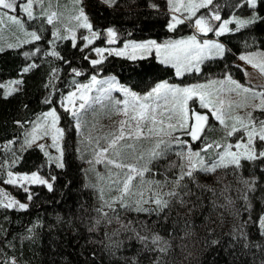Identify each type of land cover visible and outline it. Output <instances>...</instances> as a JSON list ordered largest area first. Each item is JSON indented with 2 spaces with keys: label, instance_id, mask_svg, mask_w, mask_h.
I'll return each mask as SVG.
<instances>
[{
  "label": "snow or ice",
  "instance_id": "obj_1",
  "mask_svg": "<svg viewBox=\"0 0 264 264\" xmlns=\"http://www.w3.org/2000/svg\"><path fill=\"white\" fill-rule=\"evenodd\" d=\"M37 4L40 6L39 13L36 11ZM118 4L119 0H95L91 6L103 17L106 11L115 14ZM89 7L85 0H73V9L67 22L56 26L54 21L60 22L63 14L51 10L50 3L45 7L44 0H0V24L10 21L23 34L16 43L9 44V48L41 41V32L45 29L43 26L39 30L29 28L23 18L25 14L28 20H34L37 16L46 17L47 23L53 25L52 39L47 40L51 47L32 46L23 52L26 59L19 68L21 75L4 83L3 96L8 97L17 91L15 86L24 82L23 74L37 67L41 52L49 61L55 58L63 65L64 68L60 70L70 73V90L57 93V86L52 83V79L55 77L59 80L60 77L57 75L58 69L52 68L49 87L53 91L45 98L52 106L35 121H16L17 124L31 123L32 126L25 131L19 149L12 150L11 156L0 163V169L5 170L3 178L8 183L25 189L28 202H22L6 189L0 188V207L28 209L34 198L42 194L26 187L33 185L46 188L51 194L58 192L63 199L73 191V181L68 179L60 183L59 178L70 168L74 153H80L83 159V153L91 148L95 163L103 160L106 166L114 167L109 168L107 177L97 173V181L84 185L98 187L101 201L98 208L92 209L97 213L96 216L87 218L81 211L80 220L89 225L90 231L98 229L105 221L110 224L113 219L120 221L125 229L127 225H132L127 230L133 231L136 239L143 243L144 249L155 256L150 264H169L166 257L174 252L176 241H179L182 249L187 250V241L190 239L193 244L200 240L214 253L210 264H219L221 249L228 257L223 264H255L256 253L251 252L252 248H256L264 257V193L260 196L259 210L255 209L253 197L249 193L264 187V86H251L250 83L245 84L234 78L232 65L235 60L229 57L238 56L264 75V0H225L224 5L216 0H166L165 3L147 0V7L155 10L153 14L165 16L167 29L175 30L186 23L190 34L168 37L163 41L152 37L128 38L123 39L119 45L117 41L121 39V31L117 25L106 21L100 25L95 24L94 12H90ZM222 7L227 9V15H222ZM233 23L234 27H230ZM81 29L85 30L82 37L79 35ZM240 30L247 34L243 41L245 47L250 46L249 40L251 46L259 43L262 47L256 51L237 53L220 39L226 33L239 35ZM209 33H214L215 38H209ZM98 38L103 43L93 44ZM58 41H68L71 47L65 44L60 49ZM112 54L130 60L138 69L137 75L144 76L156 69L154 65H146L145 60L154 59L163 65H171L176 77L185 76L186 73H202V65L216 58L229 63H221L220 71L215 75L209 73L211 78L204 81L184 84L160 79L149 90L141 92L134 90L128 83H121L113 74H102L105 71L103 62ZM76 61H87L91 67L85 68L83 64L76 66ZM244 71L248 74L246 68ZM85 72L91 73L89 78L78 82L77 76ZM116 89L123 93V99L115 94ZM53 93L59 95V107L70 117L64 126L60 124L62 117ZM233 93L238 99H231ZM249 107L252 110H248ZM237 108H244L245 111L240 113ZM255 109L261 110L259 118L254 114ZM100 112L121 114V118L114 122L117 127L111 131L97 132L93 137L91 129L95 128L96 120L90 123L88 114L96 118ZM211 117L223 129V136L217 139L205 135L206 131L215 130ZM86 128L89 132L84 136ZM238 129L246 139H235L239 135ZM74 135L84 138L74 140ZM49 137L50 143L46 139ZM41 140L43 142L37 143ZM144 141H148V144L145 145ZM191 141H203L202 148H194ZM12 143V139L5 142L6 153ZM29 149L39 150L42 156L37 155L30 170H13L14 165L22 164L23 154ZM173 152L177 159L170 160L165 166L163 179H149L147 173L160 171L159 168L151 167L153 161L158 163L160 158H166ZM89 163L91 165L93 161ZM220 168H231L234 174L244 169L251 172V175L242 178L244 204L237 209L232 200L228 201L236 222L226 234L227 240L223 235L218 236L215 228L207 225H204L205 234L201 237L194 221L189 226L191 218L185 219L182 236L177 235L174 226L167 236L161 235L160 231L141 235L139 226L131 220L125 225L118 214L119 209L133 208L138 213H147L149 216L154 214L156 220L153 223L161 224L162 221L171 220L174 209L177 219L181 215L180 208H187L189 213H194L197 207L203 208L204 205L198 204L201 198L199 195L195 200L191 199L196 195L193 188H208V185L201 184L200 174L215 173ZM170 170L173 171L170 173ZM105 180L110 190H116L115 195L105 194ZM77 207L83 209V205L77 204ZM56 216L57 220L65 219L59 213ZM74 219H67V223L72 225ZM42 224L43 220L37 217L26 229V236L22 235L20 239L34 238L36 229ZM257 233L261 238L259 241L251 238ZM102 234L108 238L104 249L109 255H118L121 243L111 240L107 232ZM7 243L14 247L11 241ZM250 252L252 261L245 258ZM79 255L84 256V264H96V252L87 247V241L81 245ZM131 261L140 264L138 256H133ZM3 264H19V261L15 256L5 255ZM172 264H175L174 259ZM259 264H264V258L260 259Z\"/></svg>",
  "mask_w": 264,
  "mask_h": 264
},
{
  "label": "trees",
  "instance_id": "obj_2",
  "mask_svg": "<svg viewBox=\"0 0 264 264\" xmlns=\"http://www.w3.org/2000/svg\"><path fill=\"white\" fill-rule=\"evenodd\" d=\"M90 2L89 11L94 12L93 22L100 25L102 21L111 22L121 31V42L123 39H146L148 37L155 38L162 41L168 37H178L180 35L189 34V26L185 23L182 26H178L177 29L169 31L166 28L167 20L163 14H153L155 10H151L147 7V0H119L117 10L115 14L106 11L103 17L99 12L91 6L95 0H88ZM157 2L165 3V0H157ZM221 5L225 4V0H216ZM227 9L222 7V15H227ZM39 21V20H38ZM41 25L43 23L40 21ZM39 23L34 21L28 22L29 28L40 29ZM106 26V24L104 25ZM46 27V26H45ZM233 27V26H232ZM41 41H34L30 44H25L19 48H6L0 50V161L2 162L8 156H11L12 150H18L24 132L30 123L17 124L16 121L31 122L36 115L46 111L52 105L49 100L45 98L52 93V88L49 87V75L52 68H57V75L60 77L57 80L55 77L52 79V83L56 84V92H66L69 87V71L60 70L64 66L52 58L45 57L41 52L37 59V67L32 69L29 73L23 74L24 82L19 84V88L16 92L11 93L8 97L3 96V83L10 79L18 78L21 73L19 68L25 61L23 56L24 51L30 50V47L48 48L47 40L51 38L50 32H42ZM247 34L244 30H240V34L226 33L223 34L220 39L222 42L227 43L229 49H234L237 53L244 52L246 50L257 49L262 47L259 43L255 46H251V40L248 41L249 47H245L243 41ZM259 35V32L257 33ZM103 43L102 41H96V44ZM65 44L71 47L68 41H64L58 45L60 49H63ZM237 56L230 55V60H235ZM31 62V59H28ZM104 63L105 71L103 75L113 74L121 83H128L136 91H147L153 84L160 79H167L170 82L177 83H192L195 81L203 80L210 77L209 73L213 75L220 71L221 63H229L222 58H216L211 62L206 61L202 65V73H187L185 76L177 78L174 75L172 67L163 65L159 61L154 59L145 60L144 63L156 66L155 71L150 72L147 76L143 74L137 75L138 69L135 68L130 60L123 57L108 55L107 60ZM83 64L85 68L91 67L87 61H76L75 65L80 66ZM233 75L236 78H240L239 69L232 65ZM91 75L90 72L81 73L77 76V81H85ZM56 100V106L61 113V126H64L70 117L65 115V112L58 106L59 95L53 93ZM27 106V107H25ZM203 111H207L201 109ZM213 126L216 127L217 122L210 118ZM216 131V128H214ZM209 137L212 139L215 137L213 132ZM15 137V139H13ZM12 139L13 143L9 151L5 152V142ZM73 139H76L74 135ZM194 143L193 147H197L198 142ZM37 155L42 156L39 150L33 151L29 149L23 154L22 164L14 165L13 170L24 171L30 170L33 163L36 162ZM175 157V158H174ZM176 154L169 153L166 158H160L159 162L153 161L151 167L159 168L160 171H150L147 177H155L157 179H163V171L165 166L170 160H175ZM173 170H170V173ZM227 177V182H222L220 175ZM251 175L248 169L238 171L234 174L231 168H220L215 173L205 172L200 174V181L202 185H208L207 189L193 188V192L196 194L191 197L195 200L199 195L201 198L198 204H203V208L197 207L194 213H189L187 208H180V217L177 219L176 210H173L172 218L168 222H161V224L153 223L156 220L155 215L149 216L147 213L136 212L133 208L119 209L118 214L121 220L127 225V221L131 220L135 225L139 226L138 230L141 235H150L152 231H160L161 235L167 236L170 234V229L174 226L177 230V235L182 236L184 230V221L186 218L189 220V226L194 221L196 231L202 237L205 234L204 225L213 227L216 229L218 236L223 235L225 240L228 239L227 233L230 231L231 226L236 222V218L233 215L232 208L228 206V201L232 200L234 207L239 209L243 204L242 198L243 185L242 178ZM71 179L73 181V191L61 198L57 192L55 194L48 193L46 188L40 186H31V188L38 193H42L40 196L34 198L28 209L6 208L0 207V264H3L5 255L12 257L15 256L19 261V264H84V256L79 255L81 245L87 241V247L90 250H95L97 260L96 264H135L131 261L133 256H138L140 264H150V261L155 258L154 254L144 249L143 243L138 241L131 229L132 225H127V229L121 226L120 221L115 219L109 224L106 221L101 223L98 229H92L90 231L89 225L80 220L81 211L84 212L87 218H91L97 215L92 209L100 206V200L97 197V191L94 187H84L88 184L86 181V173L84 163L78 156V153H74L71 166L59 178L60 183H65L66 180ZM1 183V182H0ZM89 185V184H88ZM12 193L26 198V193L21 192L13 186L6 185ZM264 193V187L258 188L255 192L249 193L253 197V204L256 210L261 208L260 196ZM49 201H53L49 203ZM77 204L83 205V209L78 208ZM190 207V205H189ZM56 213H59L63 220H57ZM223 214V215H221ZM245 216L247 213L244 214ZM39 217L43 220V224L36 229V236L34 238L20 239L22 235L26 236V229L30 224L35 222V219ZM74 219V223L69 225L67 219ZM147 222V223H146ZM214 222V223H211ZM51 225L52 227H49ZM163 227V230L161 228ZM78 229V232H77ZM107 232L108 237L111 240L120 242L121 246L118 249V255H109L104 249V244L108 242L102 233ZM254 240H260L259 234H254L252 237ZM7 241H11L14 247H10ZM67 241V244H65ZM187 250L182 249L179 246V241H176V247L174 252H170L166 259L169 264H172V260H175V264H210V261L214 255L212 251H209L200 240H196L193 244L191 239L187 241ZM251 252L256 253L255 264H259L261 258L260 252L256 248H252ZM251 252L245 257L248 261H252ZM191 253V254H189ZM228 257L225 256L223 250L219 253V264H223Z\"/></svg>",
  "mask_w": 264,
  "mask_h": 264
},
{
  "label": "rangeland",
  "instance_id": "obj_3",
  "mask_svg": "<svg viewBox=\"0 0 264 264\" xmlns=\"http://www.w3.org/2000/svg\"><path fill=\"white\" fill-rule=\"evenodd\" d=\"M21 2H26V0H21ZM85 2L90 4V2H88V0H85ZM165 2H166V0H165ZM49 3L51 4V10L57 11V12H60V13L63 14L62 17H61V21L60 22L54 21V24H56V26H61L62 22H67L68 16L71 14L72 9H73V0H44L45 7H48ZM89 8H91V7H89ZM36 11H37V13H39V11H40V6L38 4L36 5ZM23 18L25 19L26 24H28V22H30V21L31 22L34 21L35 23H39V25H41V23H40V21H41L43 23V25H44L43 26V28L45 29L44 32H50V36H51V29H52L53 25L47 23L46 17L41 18V17L37 16L34 20H28L27 17H26V14H25L23 16ZM232 26L234 27V23L232 25H230V27H232ZM169 31H173V30H169ZM84 34H85V30H83V29L79 30V35L81 37ZM22 35L23 34L17 30V26L16 25H14L12 22L6 20L3 24H0V49L3 50V49H6V48H9L8 45L16 43L22 37ZM41 37H42V34H41ZM208 37L209 38H215V34L214 33H209ZM50 39H52V36H51ZM32 42H34V41H31L30 43H32ZM63 42L64 41H62V42L58 41L57 43H58V45H60ZM121 42H119V40H118L117 41V45H119ZM30 43H28V44H30ZM93 44H96V41H94ZM23 45H25V44H21L20 46H23ZM48 47H51V45H48ZM247 51H256V49H251V50L249 49V50H246L244 52H247ZM112 55L115 56L114 54H112ZM234 65L235 66L236 65H242L243 66L242 68H238L239 72H240L241 79L240 78H236V77H234V78L240 80L242 83H245V84H249L250 83L251 86H257V85L264 86V75L260 74L258 69H255L252 65L247 64L246 61H243V60L239 59L238 56L235 59V64ZM167 66L172 67L171 65H167ZM245 68L247 69L248 74H245V71H244ZM177 78H180V77H177ZM210 78L211 77H208V78H205V79H210ZM205 79L199 80V81H195V82L204 81ZM4 83H3V85H4ZM170 83H177V82H170ZM192 83H194V82H192ZM15 87L18 89L19 85H16ZM114 92H115V94L117 96H119L121 99H123V93H120L118 89L114 90ZM231 99L232 100H236V99H238V97L233 93L232 96H231ZM257 102H258V100H257ZM58 106H59V102H58ZM197 106H199L198 105V100H197ZM60 109L64 111L63 108H60ZM248 110H252V109L249 107ZM207 111H210V110H207ZM237 111L240 112V113H243L245 111V109L244 108H237ZM253 111H254V114L258 118L261 116V110L255 109ZM39 116H40V114L36 115V117L32 121H35ZM120 118H121V114H116V113L108 115V114H106L104 112H100L99 115L96 118H93L92 114L89 113L88 114L89 122L91 123L93 121V119L96 120L95 128L91 129V133H92L93 137L96 136L97 132H101V133L102 132H107V131H111V129L117 127L118 126L117 123H114V122H118ZM212 119L215 120L214 117H212ZM216 122H217V125H216V127L214 126V128H216V131L209 130V131H206V133H205V135H209L210 133L207 134V132H213L214 135H215V137L213 139H217V138L223 136L222 126L219 124L218 121H216ZM31 126L32 125L30 123L26 130L30 129ZM238 131H239V135H237L235 137V139H240L241 137H244L246 139V137L244 136V133L242 131H240L239 129H238ZM88 132H89V129L86 128L85 132H84V136H87ZM24 135H25V132H24ZM83 138L84 137H76V139H83ZM46 139H47L48 143L51 142L50 141V137L46 138ZM182 139H190V138L182 137ZM40 142H43V140L37 141V143H40ZM192 142H196V141H192ZM86 144H87V141L85 140V145ZM144 144L147 145L148 141H144ZM193 144L194 143H192V146H194ZM202 145H203V141L199 142V146L197 144L196 145L197 147H194V148H202ZM81 147H84V145H81ZM9 148H11V146H9ZM212 151L215 152L216 149H212ZM11 154L12 153H10V155ZM78 156L80 157L81 154L78 153ZM81 160L84 163V168H85V173H86V181H87V183L89 185H91L93 182L98 180L97 173H100L102 176L107 177L109 168H113L114 167V166H111V165H107L106 166V163L103 160H101L100 163H95V157H94V155H93V153L91 151V148H89V150L87 152L83 153V159H81ZM90 160L93 161V164H91V165L89 163ZM0 163H2V162L0 161ZM4 172H5L4 169H0V182H1L0 183V188L6 189L9 193H11L12 195L16 196L22 202H28L27 201V194L25 195L26 196L25 199H21V197H19L18 195L12 193L11 190L6 187V185H10V186H13L14 188H16L17 190L26 193L24 188H20L19 186L11 185L10 183H8L3 178L4 177ZM147 175H148V173L146 174V176ZM151 178H149V179H151ZM220 178H221L222 182H227V177H225L224 175H220ZM136 183L138 185L139 184V180H137ZM241 185H243V184L241 183ZM103 186H104L106 195H115L116 194V190H110L108 188L106 180L104 181ZM26 187H31V186H26ZM95 189L97 191V197L99 199V188L96 187ZM100 204H101V201H100ZM144 206L151 207V205H149V204H145Z\"/></svg>",
  "mask_w": 264,
  "mask_h": 264
}]
</instances>
